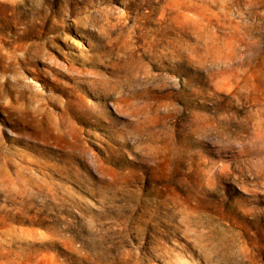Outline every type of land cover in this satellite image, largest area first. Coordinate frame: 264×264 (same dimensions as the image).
Here are the masks:
<instances>
[{
	"label": "rangeland",
	"instance_id": "374dc122",
	"mask_svg": "<svg viewBox=\"0 0 264 264\" xmlns=\"http://www.w3.org/2000/svg\"><path fill=\"white\" fill-rule=\"evenodd\" d=\"M148 29L180 37L193 55L214 63L218 95L229 96L237 85L252 99L264 95V0H0V49L14 63L0 72V260L264 264V192L241 184L236 215L220 218L179 191V182L190 185L204 166L199 156L166 159L150 167L149 179L118 167L106 138L71 117L90 66L113 63ZM98 174L112 177L106 202L113 207L100 222L95 209L81 207L85 200L99 203L92 192L106 182Z\"/></svg>",
	"mask_w": 264,
	"mask_h": 264
},
{
	"label": "clouds",
	"instance_id": "9594fccd",
	"mask_svg": "<svg viewBox=\"0 0 264 264\" xmlns=\"http://www.w3.org/2000/svg\"><path fill=\"white\" fill-rule=\"evenodd\" d=\"M118 22L121 26L128 23L123 13ZM100 31H105L104 26ZM155 33L141 31L140 42L133 41L113 63L91 65L94 71L79 81L83 94L71 108V117L106 138L108 152L121 169H138L149 176L150 167L166 159L199 156L204 166L189 177L190 185L179 182L181 195L189 201L198 199L220 218H232L241 184L264 192V95L252 99L240 85L227 97L218 95L214 83L220 69L214 63L193 55L180 37ZM35 90L40 91L39 85ZM98 175L101 184L106 182L96 189L98 197L92 192L99 203L85 200L81 207L87 206L88 212L95 209L100 222L105 209L113 207L106 202L112 177ZM74 199L80 197L74 195ZM84 219L87 222L91 217ZM0 264L15 262L4 255ZM209 264H220V260H209Z\"/></svg>",
	"mask_w": 264,
	"mask_h": 264
},
{
	"label": "bare ground",
	"instance_id": "6f19581e",
	"mask_svg": "<svg viewBox=\"0 0 264 264\" xmlns=\"http://www.w3.org/2000/svg\"><path fill=\"white\" fill-rule=\"evenodd\" d=\"M1 40H2V38H1ZM4 41H5V40H4ZM8 43H9V42H8ZM10 44H12V43H10ZM0 45H1V44H0ZM2 46H3V45H2ZM2 46H1V48H3ZM11 47H12V46H11ZM3 49H4V48H3ZM3 49H2V51H1V49H0V72H1L2 74H4L6 71H8L9 67H10L12 64H14V63H12V59H11L10 56H9V52H6V51H5V53H3V52H4ZM16 49H17V46H16ZM8 51H9V50H8ZM15 51H18V50H15ZM19 53H20V52H19ZM19 53H18V54H19ZM22 53H23V52H22ZM10 54H11V53H10ZM12 54H13V53H12ZM15 54H16V53H15ZM20 54H21V53H20ZM20 54H19V55H20ZM16 55H17V54H16ZM16 55H15V56H16ZM22 55H23V54H22ZM12 56H13V55H12ZM20 57H21V56H20ZM20 57H19V59L21 60ZM15 58L18 59L17 57H15ZM14 60H15V59H14ZM16 61H17V60H16ZM21 61H22V60H21ZM24 61H25V60H24ZM24 61H23V62H24ZM27 62H28V60H27ZM27 62H25V63H27ZM16 63H18V62H16ZM23 64H24V63H23ZM24 65H25V64H24ZM26 65H27V64H26ZM13 66H14V65H13ZM17 68H18V66H17ZM21 68H22V67H21ZM11 69H12V68H11ZM11 69H10V70H11ZM15 69H16V68H15ZM3 78H4V77H3ZM3 78H1L0 81H2ZM22 79H23V78H22ZM3 82H4V81H3ZM3 82H2V83H3ZM2 83H0V84H2ZM17 83H18V82H17ZM2 86H3V84H2ZM2 91H3V90H2ZM2 91H1V92H2ZM68 103H69V102H68ZM70 105H71V104H70ZM5 106H6V105H5ZM8 108H9V107H8ZM17 108H18V107H17ZM4 109H6V108L4 107ZM12 109H13V108H12ZM63 110H64V109H63ZM66 110H67V108H66ZM68 110H69V108H68ZM37 112H39V111H37ZM42 112H43V111H42ZM63 112L65 113L66 111H63ZM69 113H70V112H69ZM35 114H36V113H35ZM37 116H38V114H37ZM60 116H61V115H60ZM68 116H70V115H68ZM38 118H39V117H38ZM38 118H37V119H38ZM42 118H43V115L40 117V119H42ZM45 118H46V117H45ZM40 119H39V120H40ZM43 119H44V118H43ZM46 120H47V119H45V121H46ZM45 121H44V122H45ZM57 121H59V120H57ZM31 122H32V121H31ZM44 122H43V124H45ZM48 122H49V121H48ZM48 122H47V124H48ZM59 122H62V121L60 120ZM63 122H64V121H63ZM69 122H70V121H69ZM69 122H68V123H69ZM39 123H40V122H39ZM39 123H38V124H39ZM41 123H42V122H41ZM56 123H57V122H56ZM36 124H37V123H36ZM38 124H37V125H38ZM52 124H53V123H52V121H51V126L54 128L56 124L54 123V124H55L54 126H53ZM59 124H60V123H59ZM62 124H63V123H62ZM39 125H40V124H39ZM45 125H46V124H45ZM48 125L50 126V122H49ZM69 125H70V124H69ZM41 126H42V125H41ZM51 126H50V127H51ZM58 126H59V125H58ZM65 126L67 127V124H66ZM73 126H74V125H73ZM39 127H40V126H39ZM47 127H48V126H47ZM47 127L45 126V128H47ZM50 127H48V128L50 129ZM36 128H37V127H35V130H36ZM58 128H60V127H56V129H58ZM61 128H62V127H61ZM74 128H75V127H74ZM74 128H72V130H73ZM38 129H39V128H38ZM40 129H41V127H40ZM42 129H43V128H42ZM49 129H48V130H49ZM56 129H55V130H56ZM63 129H64V128H63ZM44 130H45V129H43V131H44ZM51 130H52V128H51ZM53 131H54V130H53ZM58 131H59V129H58ZM60 131H62V130L60 129ZM63 131H65V132H64L65 134H66V133L68 134V135H67V134H66V135L70 137V140H71L72 138L75 139V138L73 137V135L75 134V132H74V134L72 135L69 131H68V132H66V130H63ZM73 131H74V130H73ZM77 131H78V130H77ZM49 132H51V131H49ZM56 132H57V131H56ZM42 133H43V132H42ZM42 133H41V134H42ZM57 133H58V132H57ZM59 133H60V132H59ZM35 134H37V132H36ZM46 134H47V133H46ZM46 134H43V136H45ZM48 134H49V133H48ZM54 134H55V132H54ZM54 134H53V136L55 137L56 134H55V135H54ZM65 134H64V135H65ZM37 135H38V134H37ZM39 135H40V134H39ZM76 135H77V134H76ZM53 136H51V138H52ZM57 136H59V135H57ZM62 136H63V132H62ZM39 137H40V136H39ZM41 137H42V136H41ZM41 137H40V138H41ZM49 137H50V136H49ZM64 137H65V136H64ZM55 138H56V137H55ZM65 138H66V137H65ZM67 138H68V137H67ZM67 138H66V139H67ZM78 138H79V135H78ZM45 139H46V138L44 137V140H45ZM57 139H58V138H57ZM63 139H64V138H63ZM47 140H49L48 137H47ZM59 140H60V138H59ZM61 141H62V140H61ZM61 141H60V142H61ZM68 141H69V140H68ZM70 143H71V142H70ZM74 143H75V142H74ZM74 143H73V144H74ZM65 144H66V146L68 147L67 143H65ZM68 144H69V142H68ZM71 145H72V144H71ZM74 146H75V145H74ZM75 154H76V153H75ZM74 156H75V155H74Z\"/></svg>",
	"mask_w": 264,
	"mask_h": 264
}]
</instances>
